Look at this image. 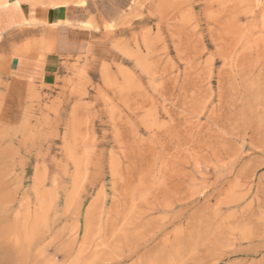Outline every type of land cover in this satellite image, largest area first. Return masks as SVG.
I'll list each match as a JSON object with an SVG mask.
<instances>
[{
    "label": "rangeland",
    "instance_id": "374dc122",
    "mask_svg": "<svg viewBox=\"0 0 264 264\" xmlns=\"http://www.w3.org/2000/svg\"><path fill=\"white\" fill-rule=\"evenodd\" d=\"M26 1L106 20L0 59V264H264V0Z\"/></svg>",
    "mask_w": 264,
    "mask_h": 264
},
{
    "label": "crops",
    "instance_id": "0c3cea01",
    "mask_svg": "<svg viewBox=\"0 0 264 264\" xmlns=\"http://www.w3.org/2000/svg\"><path fill=\"white\" fill-rule=\"evenodd\" d=\"M100 11L94 2L82 8L0 0V59L17 80L50 85L60 60L74 56V42L90 35L87 27L105 22Z\"/></svg>",
    "mask_w": 264,
    "mask_h": 264
},
{
    "label": "bare ground",
    "instance_id": "6f19581e",
    "mask_svg": "<svg viewBox=\"0 0 264 264\" xmlns=\"http://www.w3.org/2000/svg\"><path fill=\"white\" fill-rule=\"evenodd\" d=\"M31 1H32V0H31ZM35 3H36V2H35ZM37 4H38V3H37ZM1 232H2V231H0V234L4 233V232H2V233H1ZM5 233H6V232H5ZM2 238H3V237H2ZM1 247H2V246H1ZM18 248H19V247H18ZM15 250H16V249H15ZM22 250H23V251H21V252L25 253L24 249H22ZM9 251H10V250H9ZM21 252H19L18 250H16V251L14 252L15 254H14V253L11 254V253H9V252H8V253L5 252L6 254L4 253V254H5V255H4V258L7 259V257H9V256H11V255L14 256V257H15V256L17 257ZM23 253H22V254H23ZM22 254H21V255H22ZM25 256H26V255H24V257H23V256H22V257H23V258H27V257H25ZM14 257H13V258H14ZM9 258H10V257H9ZM11 258H12V257H11ZM11 258H10V259H11ZM20 259H21V257H20ZM1 260H2V259H1ZM7 261H8V260H7ZM21 261H24V260H21ZM27 261H28V260H27ZM5 262H6L5 259H3L1 263L4 264ZM6 263H7V262H6ZM8 263H9V262H8Z\"/></svg>",
    "mask_w": 264,
    "mask_h": 264
}]
</instances>
